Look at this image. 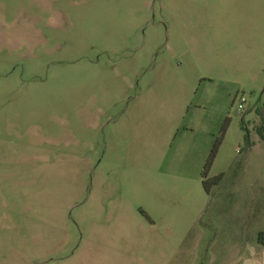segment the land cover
<instances>
[{
  "label": "rangeland",
  "instance_id": "374dc122",
  "mask_svg": "<svg viewBox=\"0 0 264 264\" xmlns=\"http://www.w3.org/2000/svg\"><path fill=\"white\" fill-rule=\"evenodd\" d=\"M262 127L264 0H0V264L238 263Z\"/></svg>",
  "mask_w": 264,
  "mask_h": 264
},
{
  "label": "crops",
  "instance_id": "0c3cea01",
  "mask_svg": "<svg viewBox=\"0 0 264 264\" xmlns=\"http://www.w3.org/2000/svg\"><path fill=\"white\" fill-rule=\"evenodd\" d=\"M253 192V193H252ZM252 203L256 204L251 207L250 211V217H253V222L255 223L254 227H250L251 219L247 221V218L245 219V222H241V229L242 234L245 233V231H249L250 234L253 235L252 242L250 244H241L243 247L241 248L243 251L242 259L238 263L234 264H264V243L260 242V234H264V212L260 216V224H258V215H256L258 212V195L256 191H252ZM264 208V205H263ZM264 211V210H263ZM249 224V225H248ZM252 225V224H251ZM245 228V230H244ZM244 235V234H243ZM243 241V240H242ZM240 249V250H241Z\"/></svg>",
  "mask_w": 264,
  "mask_h": 264
},
{
  "label": "trees",
  "instance_id": "16d2710c",
  "mask_svg": "<svg viewBox=\"0 0 264 264\" xmlns=\"http://www.w3.org/2000/svg\"><path fill=\"white\" fill-rule=\"evenodd\" d=\"M228 125H229V120H227L225 122V124L222 128L220 137L215 142L213 149H212V151H211V153L207 159V162L205 164V168H204V172H203V179H204L203 185H204V188L208 194L211 192L212 187L219 184V182L222 180V177H223L222 175H220V176H217L216 178H213L212 180H209V178H208L209 173L211 171V168L213 166V163L217 157L219 148L222 144L225 133L227 131ZM258 134L260 135L261 139L264 140V127L258 129ZM259 238H260V242L264 243V234H260Z\"/></svg>",
  "mask_w": 264,
  "mask_h": 264
},
{
  "label": "built area",
  "instance_id": "2783aa9c",
  "mask_svg": "<svg viewBox=\"0 0 264 264\" xmlns=\"http://www.w3.org/2000/svg\"><path fill=\"white\" fill-rule=\"evenodd\" d=\"M248 98L245 95H240L237 98L238 113L243 114L245 112L246 106L248 105Z\"/></svg>",
  "mask_w": 264,
  "mask_h": 264
}]
</instances>
